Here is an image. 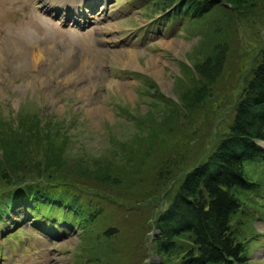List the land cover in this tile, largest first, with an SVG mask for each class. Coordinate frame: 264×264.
Returning <instances> with one entry per match:
<instances>
[{
    "label": "rangeland",
    "instance_id": "374dc122",
    "mask_svg": "<svg viewBox=\"0 0 264 264\" xmlns=\"http://www.w3.org/2000/svg\"><path fill=\"white\" fill-rule=\"evenodd\" d=\"M208 1L181 16L153 0H0V130L38 117L69 160H48L47 138L35 136L17 155L24 177L0 181V192L11 184L20 195L29 178L56 186L63 171L65 198H80L79 211L58 208L72 216L14 200L0 221V264H168L154 250V219L227 132L264 47V0ZM256 143L246 174L259 185L231 221L246 264H264Z\"/></svg>",
    "mask_w": 264,
    "mask_h": 264
},
{
    "label": "trees",
    "instance_id": "16d2710c",
    "mask_svg": "<svg viewBox=\"0 0 264 264\" xmlns=\"http://www.w3.org/2000/svg\"><path fill=\"white\" fill-rule=\"evenodd\" d=\"M244 1L227 0L231 8L241 6ZM153 2L162 5L159 6L162 12L168 7H175L173 15L181 16L202 14L210 6L208 0ZM18 123L17 129L8 126V131H5L2 126L0 130L2 174L12 173L2 175L1 182L10 180L12 183L24 177L19 173L25 171L18 172L20 165H17L23 160L17 156L21 147L30 146L35 136H45V127L38 117L31 116L29 120L21 118ZM48 123L51 124V121ZM45 137L47 139L42 137V140H46L45 145L49 148L46 153L48 160L54 159L49 153L58 152L56 163L62 164L63 168L68 167V157L63 154L65 139L57 133L50 135V132ZM50 137L54 138L53 141H49ZM258 140H264V47L235 101L227 132L205 159L184 174L167 207L154 219L153 226L157 230L153 237L154 250L162 261L168 264H246L245 242L238 239L231 221L241 209V194L251 192L259 185L246 174V164L261 156L256 143ZM68 175L69 172L61 171L55 177L49 176L60 186H44L38 180L29 178L21 187L20 195L9 186L11 184L3 188L0 192V221L8 214L12 202L22 197L27 204L38 208L40 205L52 207L48 209L58 212V215L72 216L58 209L80 210L78 196L65 198L64 193L70 191Z\"/></svg>",
    "mask_w": 264,
    "mask_h": 264
},
{
    "label": "bare ground",
    "instance_id": "6f19581e",
    "mask_svg": "<svg viewBox=\"0 0 264 264\" xmlns=\"http://www.w3.org/2000/svg\"><path fill=\"white\" fill-rule=\"evenodd\" d=\"M76 22H79V20H77Z\"/></svg>",
    "mask_w": 264,
    "mask_h": 264
},
{
    "label": "water",
    "instance_id": "95a60500",
    "mask_svg": "<svg viewBox=\"0 0 264 264\" xmlns=\"http://www.w3.org/2000/svg\"><path fill=\"white\" fill-rule=\"evenodd\" d=\"M205 202V201H204Z\"/></svg>",
    "mask_w": 264,
    "mask_h": 264
}]
</instances>
